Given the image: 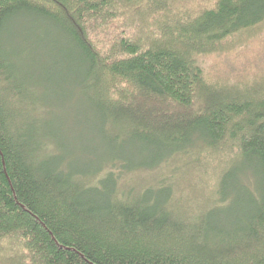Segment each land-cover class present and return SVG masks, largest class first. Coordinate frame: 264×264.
I'll use <instances>...</instances> for the list:
<instances>
[{
	"label": "trees",
	"instance_id": "obj_1",
	"mask_svg": "<svg viewBox=\"0 0 264 264\" xmlns=\"http://www.w3.org/2000/svg\"><path fill=\"white\" fill-rule=\"evenodd\" d=\"M14 21L71 117L12 66ZM263 30L264 0H0V264H264V79L204 65ZM218 151L212 181L245 158L263 182L231 210L126 181Z\"/></svg>",
	"mask_w": 264,
	"mask_h": 264
},
{
	"label": "rangeland",
	"instance_id": "obj_2",
	"mask_svg": "<svg viewBox=\"0 0 264 264\" xmlns=\"http://www.w3.org/2000/svg\"><path fill=\"white\" fill-rule=\"evenodd\" d=\"M21 31L22 29L14 21L10 23L7 32L3 35L4 48L8 51L12 66L15 67L16 72L19 73L26 85L40 93L44 103L51 106L50 109H55V113L59 114L63 111V114L71 117L72 112H75L77 108L76 90H78L71 82L73 81L72 77L67 79L65 90L62 91L63 94L57 97L55 92L59 89L52 86L45 76L40 77L36 70L32 72L31 69L26 70L28 73L25 74L26 46L25 37H20ZM204 65L212 78L222 76L230 78L231 81L241 78L253 83L263 80L264 30L254 37L242 41L240 45L228 52L206 58ZM56 121L57 119L53 117V123ZM205 156L199 157L197 162L193 159L190 161L188 156H178L148 172L141 173L140 176H137L136 173L130 174L126 181L141 180L144 185H150L151 183L169 182L174 179L173 184L179 188L183 203L190 206L197 201L201 203L217 201L218 203L219 200L226 198L224 203H220L221 205L226 204L224 211L231 210L235 206L238 194H242L245 198L242 191L244 186L250 187L254 192H256V188L260 192L263 182L256 172L254 162L245 158L230 161L223 172L217 173L214 182L211 177L220 169L219 162L216 161L217 158L215 157L220 159L221 156L219 157V151L214 154V157L206 156L204 158ZM169 162H173V169H169ZM206 166H208V170L205 171L204 167ZM207 175L209 176L207 177ZM212 185L213 187H211Z\"/></svg>",
	"mask_w": 264,
	"mask_h": 264
}]
</instances>
